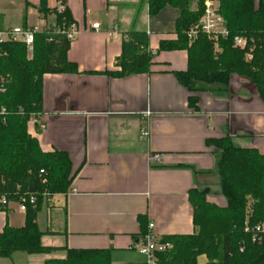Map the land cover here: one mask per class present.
<instances>
[{"label":"crops","instance_id":"0c3cea01","mask_svg":"<svg viewBox=\"0 0 264 264\" xmlns=\"http://www.w3.org/2000/svg\"><path fill=\"white\" fill-rule=\"evenodd\" d=\"M148 1L64 0L80 30L68 52L79 73L45 74L39 124L28 122L43 152L64 151L72 162L69 191L45 197L37 215L42 245L60 249L17 252L0 257V264H45L65 258V247L108 249L111 264H145L135 242L150 222L161 238L197 232L191 190L209 189L208 200L226 206L221 190H212L219 176L208 140L230 137L264 156V102L256 86L237 74L227 93H192L181 85L174 73L188 69V51L160 50L162 40L177 39L179 9L167 5L151 15ZM59 2L48 0V6ZM39 5L40 0H0L5 29L55 25L56 14L43 17ZM97 22L99 30L91 27ZM142 52L152 56L148 71L106 73L121 70L122 55ZM191 96H197V109L190 106ZM152 154L161 161L153 163ZM25 221L18 202L0 209V233Z\"/></svg>","mask_w":264,"mask_h":264},{"label":"trees","instance_id":"16d2710c","mask_svg":"<svg viewBox=\"0 0 264 264\" xmlns=\"http://www.w3.org/2000/svg\"><path fill=\"white\" fill-rule=\"evenodd\" d=\"M218 1L229 30V36L218 42L219 51L206 34L199 33L193 41L188 37V31L204 13V0H149L151 15L159 14L167 5L179 9L177 39L162 40L160 50L188 51V69L174 74L190 92L227 93L232 75L237 74L256 86L264 102V0ZM38 10L43 17L55 13L57 28L75 23L67 8L58 13L57 7L48 6V0H40ZM3 19L0 14V30L5 29ZM57 28H30L34 30L31 58L24 43L0 44V108L7 110L0 113V195L8 200L6 205L0 203V209L5 210L11 201L20 204L22 199L27 200L25 225H7L0 233V257L4 258L17 252L46 254L60 249L42 245L43 232L37 215L45 197L69 191L72 162L64 151L43 152L38 140L28 132L31 117H38L43 110L44 75L79 73L77 64L68 58L72 41ZM238 35L253 38L252 49L235 47L234 37ZM133 36L138 40L140 34ZM128 45L125 41L124 48ZM151 62L149 52L132 58L122 55L117 62L121 70L106 73L123 77L146 72ZM197 103V96H191L190 106L197 109ZM12 113H16L15 119L11 118ZM207 144L216 149L217 175L226 206L210 202L209 189L191 190L194 224L198 230L190 235L163 237L173 248L160 254V263L264 264V239L259 244L253 243L245 231L246 221L264 222V156L257 149L236 145L230 137L208 140ZM31 196L36 198L34 203L29 201ZM146 232L147 225L140 235ZM61 249L67 252L65 258L51 259L45 264H111L108 249ZM201 256L206 257V262L200 263Z\"/></svg>","mask_w":264,"mask_h":264},{"label":"built area","instance_id":"2783aa9c","mask_svg":"<svg viewBox=\"0 0 264 264\" xmlns=\"http://www.w3.org/2000/svg\"><path fill=\"white\" fill-rule=\"evenodd\" d=\"M216 0H205L204 1V13L200 18L197 25L192 26L188 31V37L190 41H193L199 33L206 34V36L214 41L215 48L219 51L218 42L220 38H226L229 36V30L227 28L226 20L219 11V5L215 4ZM219 4V3H218ZM66 10L65 4L60 1L57 6V12L63 13ZM56 27V24L53 25ZM91 27L95 30L100 29V24L93 23ZM35 30H39L35 28ZM57 31L65 34L70 41L76 39L79 35L80 30L75 23L69 26H63V28H57ZM4 42H21L24 43L28 52V57L33 55L34 47V30L30 28L23 27H13L9 29L0 30V44ZM254 39L247 38L246 36L238 35L234 37V46L241 50H250L254 43ZM247 58H251V53L247 54ZM2 80V79H0ZM7 112L5 107L0 108V113L5 114ZM11 118H16V113L11 114ZM31 121L35 124H39V119L36 116H32ZM29 120V121H30ZM142 135L147 137L148 132L142 130ZM150 160L153 163L161 161L160 154H152ZM43 172V170H42ZM26 199H22L20 203V210L26 211ZM30 203H34L36 198L31 196L29 199ZM0 203L3 205L8 204V200L5 195H0ZM245 231L250 234L251 241L253 243L259 244L264 239V222L261 223H250L246 221ZM173 248L172 243L164 241L155 231V224L150 222L148 224L147 232L140 235L135 242V249L146 258L145 264H161L160 254L165 253Z\"/></svg>","mask_w":264,"mask_h":264},{"label":"rangeland","instance_id":"374dc122","mask_svg":"<svg viewBox=\"0 0 264 264\" xmlns=\"http://www.w3.org/2000/svg\"><path fill=\"white\" fill-rule=\"evenodd\" d=\"M205 1V0H204ZM217 2H215V4L218 6L219 4V1L218 0H216ZM220 6V5H219ZM220 187H219V182L217 183H212V190L213 191H217V192H219L220 191V189H219ZM144 257V256H143ZM144 261L146 262L147 260H146V258L144 257Z\"/></svg>","mask_w":264,"mask_h":264}]
</instances>
